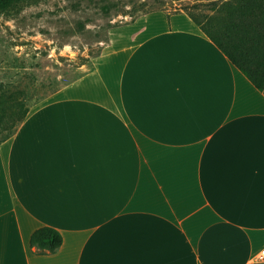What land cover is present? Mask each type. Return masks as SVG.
Wrapping results in <instances>:
<instances>
[{
    "label": "crops",
    "instance_id": "1",
    "mask_svg": "<svg viewBox=\"0 0 264 264\" xmlns=\"http://www.w3.org/2000/svg\"><path fill=\"white\" fill-rule=\"evenodd\" d=\"M162 11L0 141V264L260 261L264 88ZM41 226L55 252L30 246Z\"/></svg>",
    "mask_w": 264,
    "mask_h": 264
},
{
    "label": "rangeland",
    "instance_id": "2",
    "mask_svg": "<svg viewBox=\"0 0 264 264\" xmlns=\"http://www.w3.org/2000/svg\"><path fill=\"white\" fill-rule=\"evenodd\" d=\"M210 1L35 0L0 13V94L32 107L88 70L108 39L118 43L119 33L167 21L162 10L209 14ZM13 123L0 126V141Z\"/></svg>",
    "mask_w": 264,
    "mask_h": 264
},
{
    "label": "trees",
    "instance_id": "3",
    "mask_svg": "<svg viewBox=\"0 0 264 264\" xmlns=\"http://www.w3.org/2000/svg\"><path fill=\"white\" fill-rule=\"evenodd\" d=\"M33 1L35 0H0V13L17 12L25 4ZM208 7L212 11L209 14L203 12H187V14L254 87L262 90L264 88V0H212ZM22 104V101L5 97L1 92L0 126L10 119L15 121L13 125H18L30 108H22ZM18 107H21L19 112H17ZM12 128L13 126L4 134L2 140L15 131V128ZM29 243L37 253H52L60 246L61 235L50 226H41L31 233Z\"/></svg>",
    "mask_w": 264,
    "mask_h": 264
},
{
    "label": "built area",
    "instance_id": "4",
    "mask_svg": "<svg viewBox=\"0 0 264 264\" xmlns=\"http://www.w3.org/2000/svg\"><path fill=\"white\" fill-rule=\"evenodd\" d=\"M259 259L260 260H264V248L261 249L260 253H259Z\"/></svg>",
    "mask_w": 264,
    "mask_h": 264
},
{
    "label": "water",
    "instance_id": "5",
    "mask_svg": "<svg viewBox=\"0 0 264 264\" xmlns=\"http://www.w3.org/2000/svg\"><path fill=\"white\" fill-rule=\"evenodd\" d=\"M251 264H264V260L256 261V262H253Z\"/></svg>",
    "mask_w": 264,
    "mask_h": 264
}]
</instances>
